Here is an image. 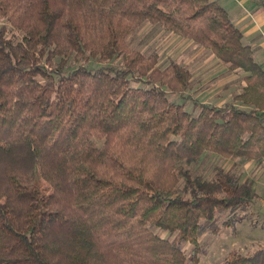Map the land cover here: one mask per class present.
Wrapping results in <instances>:
<instances>
[{"label":"trees","instance_id":"16d2710c","mask_svg":"<svg viewBox=\"0 0 264 264\" xmlns=\"http://www.w3.org/2000/svg\"><path fill=\"white\" fill-rule=\"evenodd\" d=\"M0 20V264H197L200 231L234 226L256 198L254 179L220 165L193 176L181 163L207 152L264 160V67L227 9L0 0ZM146 23L242 73L241 91L219 106L186 95L194 113L171 100L192 72L130 48ZM77 58L98 65L68 63ZM224 264H264V247Z\"/></svg>","mask_w":264,"mask_h":264},{"label":"rangeland","instance_id":"374dc122","mask_svg":"<svg viewBox=\"0 0 264 264\" xmlns=\"http://www.w3.org/2000/svg\"><path fill=\"white\" fill-rule=\"evenodd\" d=\"M0 23L5 22L0 20ZM128 42L130 48L137 49L144 54L157 53L160 67L166 65L169 60L176 59L191 70L190 89L185 91L182 97L170 95L169 98L182 102L184 107L193 113L196 112V109L194 110L192 102L186 99V95H191L203 102L219 106L232 101L233 96L241 91L243 82L240 74L229 70L223 63H214L213 60H210V63H194V61L186 63L190 58L186 50L196 46L189 44V41L177 37L158 25L144 24L128 36ZM203 52L206 56L208 55L206 54L207 50H202L201 55ZM68 63H91L89 66L98 65L95 60L85 62L80 58H77V60L69 59ZM111 64H121L120 57L113 59ZM245 163L241 159H223L207 152L198 161H183L181 166L189 169L193 176L201 175L209 179L213 175L214 165H220L225 169L235 171L239 175L240 183L245 179H254L257 176V172L261 169L264 170V160L261 162L253 161L247 168L244 166ZM263 180L264 174L259 178V192L264 199ZM257 204L258 200L255 198L247 209L244 211L238 210L235 214L238 221L235 222L234 226H220L217 233L212 232L211 228H203L198 236L202 251L199 254V262L197 264H224L225 259L233 254L251 255L259 248L264 247V209H259ZM230 215H223L220 220L232 217ZM156 231L164 237H170L168 232ZM183 248L189 258L191 246L186 244ZM188 264L192 263L188 261Z\"/></svg>","mask_w":264,"mask_h":264},{"label":"crops","instance_id":"0c3cea01","mask_svg":"<svg viewBox=\"0 0 264 264\" xmlns=\"http://www.w3.org/2000/svg\"><path fill=\"white\" fill-rule=\"evenodd\" d=\"M228 11L230 17L234 24L241 30L243 34V41L249 44L254 49L256 60L261 63L264 67V0H218ZM189 44H193L189 41ZM195 45V44H193ZM192 48L188 51L187 55H190L189 60L186 63L194 61V63H210L213 60L214 63H222L216 59L209 51L202 53L204 51L202 47ZM197 48V49H196ZM227 67V66H226ZM236 72V71H234ZM240 75L242 73L236 72ZM243 84L244 81L242 80ZM253 161H247L244 166L249 167ZM245 170V169H244ZM264 174V170L261 169L257 172V176L254 178L253 189L256 193V200H258L257 207L259 209H264V199L260 194L259 188V178ZM264 186V180L262 182ZM260 202V205H259Z\"/></svg>","mask_w":264,"mask_h":264}]
</instances>
